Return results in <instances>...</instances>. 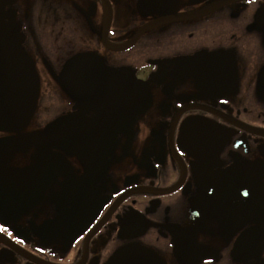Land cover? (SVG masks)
Returning <instances> with one entry per match:
<instances>
[{
    "label": "flooded vegetation",
    "instance_id": "obj_1",
    "mask_svg": "<svg viewBox=\"0 0 264 264\" xmlns=\"http://www.w3.org/2000/svg\"><path fill=\"white\" fill-rule=\"evenodd\" d=\"M0 264H264V0H0Z\"/></svg>",
    "mask_w": 264,
    "mask_h": 264
},
{
    "label": "water",
    "instance_id": "obj_2",
    "mask_svg": "<svg viewBox=\"0 0 264 264\" xmlns=\"http://www.w3.org/2000/svg\"><path fill=\"white\" fill-rule=\"evenodd\" d=\"M88 77L90 79L88 83L92 85L90 92L95 93L98 97L109 101L123 102V107L132 105L133 114L146 110L150 101L149 93L146 85L135 77L122 75L110 68H105L104 72L100 74L90 72ZM64 83L67 84V82Z\"/></svg>",
    "mask_w": 264,
    "mask_h": 264
}]
</instances>
